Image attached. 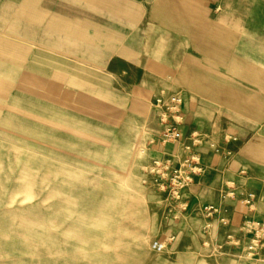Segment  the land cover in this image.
<instances>
[{
  "label": "crops",
  "instance_id": "crops-1",
  "mask_svg": "<svg viewBox=\"0 0 264 264\" xmlns=\"http://www.w3.org/2000/svg\"><path fill=\"white\" fill-rule=\"evenodd\" d=\"M60 27H67L65 37ZM44 42L56 48L66 43L70 56L44 55ZM111 42L121 52L110 57L119 78L145 82V76L150 90L164 88L151 97L155 118V98L182 97L183 140L167 145L163 156L183 155L189 133H201L192 150L203 156L206 173L185 194L188 211L217 223L226 239L238 235L246 212L242 200L253 193V216L264 220V0H0V161H12L13 139L24 162L18 170L26 169L29 142L35 170H41L44 106L54 105L44 104L43 85L54 91L63 86L65 101L84 106L92 77L105 78ZM95 49L98 55H92ZM19 177L0 185L24 186ZM227 185L236 198H223ZM208 205L217 208L209 218Z\"/></svg>",
  "mask_w": 264,
  "mask_h": 264
},
{
  "label": "rangeland",
  "instance_id": "rangeland-1",
  "mask_svg": "<svg viewBox=\"0 0 264 264\" xmlns=\"http://www.w3.org/2000/svg\"><path fill=\"white\" fill-rule=\"evenodd\" d=\"M47 29L50 33L51 28ZM66 29L60 27L59 35H66ZM54 44L44 42V55L70 56L66 43L58 42L57 48ZM117 45L107 43V50L114 49L107 52L106 81L103 75L92 77V86L99 84L105 90L99 93L91 86L84 106L65 101L67 91L59 90L63 86L54 91L43 85L44 104L50 100L54 105L44 106L41 170H35V148L29 142L27 167L18 170L24 164L19 163L21 146L11 140L12 161L9 165L0 161V184L9 178L18 182L19 175L36 171V182L43 189L28 194L25 186L0 185V264H247L241 247L223 245L225 236L218 234L217 223L203 221L191 210L175 218L164 198L143 183L145 166L163 156L147 147L157 130L151 97L164 88L150 90L153 84L145 76V82L129 75L119 78L116 59L110 58L121 53ZM93 53L98 55L96 49ZM124 130L137 134L131 158L126 153ZM74 167L86 169L88 188L103 189L97 199H91V191L85 199L103 207L96 211L97 221L90 227L73 223L75 216L64 209L77 201L52 195L68 187Z\"/></svg>",
  "mask_w": 264,
  "mask_h": 264
},
{
  "label": "built area",
  "instance_id": "built-area-1",
  "mask_svg": "<svg viewBox=\"0 0 264 264\" xmlns=\"http://www.w3.org/2000/svg\"><path fill=\"white\" fill-rule=\"evenodd\" d=\"M182 97L179 94L161 96L153 100L152 106L156 115L157 130L149 142V146L160 154H165V147L179 143L184 136V115L181 110ZM184 154L181 156H160L153 159L144 168L143 183L147 184L167 202L175 218L182 217L189 209L186 192L205 175L203 156L192 150L201 142V133L192 131L186 137ZM223 194L224 199L236 198L232 185ZM246 208L243 222L238 235L228 234L224 240L225 246H236L243 249L247 264H264V220L253 216L256 211L255 195L247 193L242 200ZM217 208L208 205L205 216L212 217Z\"/></svg>",
  "mask_w": 264,
  "mask_h": 264
},
{
  "label": "bare ground",
  "instance_id": "bare-ground-1",
  "mask_svg": "<svg viewBox=\"0 0 264 264\" xmlns=\"http://www.w3.org/2000/svg\"><path fill=\"white\" fill-rule=\"evenodd\" d=\"M157 56L161 58L160 51H158L157 54L155 51V58H157ZM122 134H123L122 136L125 137L124 140L126 141V146H125L126 153L128 154V157L131 158L135 154V149L133 148L132 144H134V142L137 140V134L133 132V130L131 131L124 130ZM30 168L32 169V167ZM85 170L86 169H82V168L75 169L74 167L70 173V177H72L73 179L71 178L70 181L68 182L69 184L68 187L64 191H61L60 193L59 191L57 193L56 191H54L52 195L55 197L60 195H65L67 198H69V200L73 199L77 201V203L74 205L67 204L68 206L64 209L67 211L69 216H73V215L75 216V218H73V223L77 225L90 227L91 225H94L95 222L97 221L96 211H101L103 207L101 204H96V203L91 204V202L86 203L85 199L87 197L88 191H91V199L92 198L97 199L99 195L103 193V189L101 188L99 189L95 186L93 188L87 187V183L85 184L84 181V179L87 177L86 176L87 172H85ZM36 171L38 172L39 170ZM36 171L30 176L23 175L19 177V179H21V184H24L25 186L24 188L25 193L31 194L32 192H34V190L43 189L42 187L39 186L40 184L36 182L37 180ZM57 173L59 174L60 172L57 171ZM46 175L47 176L50 175V172H48ZM59 176L61 177L60 174Z\"/></svg>",
  "mask_w": 264,
  "mask_h": 264
}]
</instances>
